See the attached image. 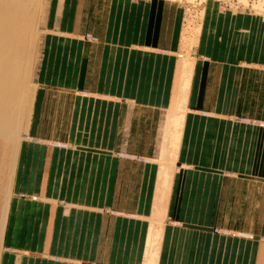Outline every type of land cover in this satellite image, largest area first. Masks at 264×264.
Segmentation results:
<instances>
[{"label":"crops","instance_id":"crops-1","mask_svg":"<svg viewBox=\"0 0 264 264\" xmlns=\"http://www.w3.org/2000/svg\"><path fill=\"white\" fill-rule=\"evenodd\" d=\"M182 19L167 0H51L0 264H144L158 204L156 264H264L263 18L204 15L171 188L155 189Z\"/></svg>","mask_w":264,"mask_h":264},{"label":"bare ground","instance_id":"bare-ground-1","mask_svg":"<svg viewBox=\"0 0 264 264\" xmlns=\"http://www.w3.org/2000/svg\"><path fill=\"white\" fill-rule=\"evenodd\" d=\"M26 1L28 0H0V234H2L1 231H3L5 223V213L9 200V187L11 184L10 182L12 181L11 172L15 161L17 149L16 141L20 128V119L21 116L23 118L26 101L28 100L29 84L27 79L30 74L31 66L29 65V63H31L30 48L33 46L32 44L34 42H32V38L34 34L33 32H35L33 31V19L35 12H26ZM32 1L34 2L36 0ZM242 1L244 0H238V2ZM245 2L246 1L243 3L244 6ZM252 7L255 12L257 11L262 13L264 16V0H258V2L252 4ZM255 12L254 14H257ZM199 29V26H195L194 28H190L188 26L186 28V32L182 31L183 35L181 36V44L183 48L185 47L184 50L186 49V53L183 56L184 65H182L183 73L181 75L182 80L180 79L181 84L179 87V95L174 108L170 111L171 113H169L172 115H168L170 118L172 116L171 119L168 118V122L172 125L167 122V126L169 124V126L173 128V133L170 131L172 129H168L170 132L169 136L171 137H166L171 140H168V143L172 146L169 145L171 148H166L171 149L168 150V152L164 148L165 152H163L164 154L162 153V155H166L165 157H168V159L164 157L167 161L163 160L165 162L162 163V168L160 167L162 172L160 171L161 184L159 186V193H162L161 195L167 193L169 187L171 186L170 182L173 174L170 166L172 165L171 163L173 162L174 157L177 156H175V154H177L176 147L177 145L179 147V132L182 130L181 127L185 113L183 108L184 103L186 102L184 101H187L185 98L187 93H189L187 90L190 82V72H192V61L194 59H190L191 49L189 48V51L187 46L190 47L194 44L196 33ZM168 131L166 133L167 135L169 133ZM164 207L165 206H161L159 204V207L154 208L155 211L152 215L153 217L151 218L152 223L149 225L150 229L146 241L144 264H156L159 249V238L161 236L162 228L161 222H163L162 220L166 209V207Z\"/></svg>","mask_w":264,"mask_h":264},{"label":"rangeland","instance_id":"rangeland-1","mask_svg":"<svg viewBox=\"0 0 264 264\" xmlns=\"http://www.w3.org/2000/svg\"><path fill=\"white\" fill-rule=\"evenodd\" d=\"M167 1L174 2L175 4H178L180 6L182 13H183V19H182L183 20V22H182V31L183 32H186V28L188 26L190 28L191 27L194 28L195 26L196 27L199 26V28H200L198 30L199 33H198V31L196 33L194 44L191 45L190 47H188L186 44H184L185 46H187V49H189V48L191 49V52L193 50L195 51V49H196V43H197L196 40H198V37H199L200 32H201L202 20L204 18V15L212 14L216 11L217 12H223V11H229V10L233 11V12L245 10L249 13L254 14L255 10L253 9L252 4H254L255 2H258V0H244V1H246L245 6H244V4H243L244 1L238 2V0H167ZM34 2L32 0L26 1V3H27L26 4V6H27L26 12H29V13L35 12L34 19H33V25H34L33 31H35V32H33L34 34H33V38H32V42L34 41L32 44L33 46H31V48H30V54H31L30 62L31 63H29V65H31V66H30V74H29L28 79H27L28 84H29L28 98H27L28 100L26 101L23 118L21 116V119H20L21 120L20 128H19L18 137H17V141H16L17 142V144H16L17 149H16V155H15V161H14V165H13L12 172H11L12 173V175H11L12 181L10 182L11 184L9 187L10 188L9 189L10 193L8 196L9 200H10L11 196L13 195V193H18V191H19L18 190L19 180L17 182V179L19 178V170H20L21 160H22L23 153L25 150L26 142L29 140L27 138L29 135V133H28V121H29V117L31 114L33 96H34L35 89H36L35 76H36V72H37L41 42L43 39L44 30L46 29V22H47L48 11H49L51 0H36ZM255 13H257L256 15L263 18V20H264V16L262 13H259L257 11ZM187 32H189V31H187ZM181 35H183V33H181ZM184 48L182 47V50L185 51V53H186V49L184 50ZM190 49H189V51H190ZM188 54H189V52H188ZM183 109L184 110L186 109L185 105H184ZM169 150H171V149H169ZM163 152H165V151H163ZM167 152H168V150H167ZM162 156H161V159L158 160V163L160 165H163L162 163L164 162L163 161L164 159L162 158ZM170 167H172V166H170ZM161 172H162V170H161ZM160 181H161V176H160V179H158V181L156 182L155 189L157 188V191H159V186L161 184ZM8 204H9V202H8ZM157 207H159V204L157 205ZM5 215H6V213H5ZM152 215H153V213L149 217L150 223H152L151 222V218L153 217ZM165 220H169V219H167L166 214L163 217V220H162L163 222H161L162 226L164 225ZM1 232L3 233V231H1ZM0 235H1L0 236V242H1L2 234H0Z\"/></svg>","mask_w":264,"mask_h":264}]
</instances>
